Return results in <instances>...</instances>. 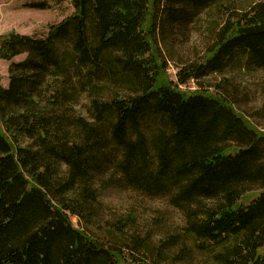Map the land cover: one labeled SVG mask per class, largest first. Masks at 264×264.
<instances>
[{
	"label": "trees",
	"instance_id": "1",
	"mask_svg": "<svg viewBox=\"0 0 264 264\" xmlns=\"http://www.w3.org/2000/svg\"><path fill=\"white\" fill-rule=\"evenodd\" d=\"M236 1L73 0L44 36L0 37V264H264V135L209 83L264 70V3L211 20L197 60L170 55ZM108 187L165 197L185 225L136 234L133 212L105 216Z\"/></svg>",
	"mask_w": 264,
	"mask_h": 264
},
{
	"label": "rangeland",
	"instance_id": "2",
	"mask_svg": "<svg viewBox=\"0 0 264 264\" xmlns=\"http://www.w3.org/2000/svg\"><path fill=\"white\" fill-rule=\"evenodd\" d=\"M42 2L47 5L48 9L37 10L31 7V5ZM261 2L264 3V0H238L225 8H212L202 13L201 20L194 26L189 42L185 45H179L178 42L175 45V52L170 54L173 60L176 63L181 60H197L210 43L208 25L211 20L223 21L228 9L243 12ZM73 12V0H0V37L9 33L34 37L44 36L49 26L59 23ZM25 57V54L19 55L13 59V62H20ZM9 65L10 62L0 59L1 87L8 85ZM175 66L173 62H170L166 69L168 78L173 82H176L177 69ZM228 68L222 75L211 76L209 83L213 84L223 78L227 79L225 93L233 96L235 110L264 135V70H247L237 64ZM209 83L188 82L180 86V89L183 92L202 88L213 91V87H208ZM104 179L107 180V176ZM101 196L105 206V216L115 218L133 212L140 223L137 231L134 230L136 234L144 236L147 231H150V225L147 226L148 222L158 216L164 218L163 229L167 228L171 230L170 232L178 231L185 225L183 215L173 208L165 197L147 198L133 191L112 187H108ZM70 220L78 228L77 219L70 217ZM154 234L158 236V232ZM157 238L154 237L153 241ZM204 259L205 255L192 251L191 264H207V260Z\"/></svg>",
	"mask_w": 264,
	"mask_h": 264
}]
</instances>
